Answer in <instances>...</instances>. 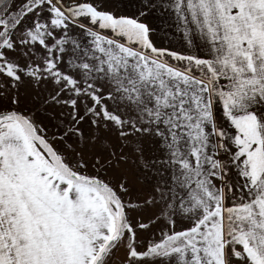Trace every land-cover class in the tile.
<instances>
[{"label": "snow or ice", "instance_id": "1", "mask_svg": "<svg viewBox=\"0 0 264 264\" xmlns=\"http://www.w3.org/2000/svg\"><path fill=\"white\" fill-rule=\"evenodd\" d=\"M0 264H264V0H0Z\"/></svg>", "mask_w": 264, "mask_h": 264}]
</instances>
